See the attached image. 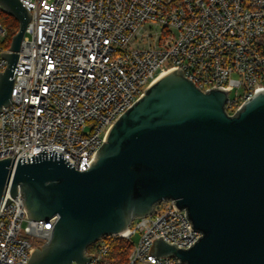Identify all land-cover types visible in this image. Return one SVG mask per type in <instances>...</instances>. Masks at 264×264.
<instances>
[{"label": "built area", "instance_id": "2783aa9c", "mask_svg": "<svg viewBox=\"0 0 264 264\" xmlns=\"http://www.w3.org/2000/svg\"><path fill=\"white\" fill-rule=\"evenodd\" d=\"M19 1L31 21L0 113V159L46 148L88 170L115 121L178 69L204 92H228L230 115L264 91V0ZM7 52L0 45V73ZM56 221L29 219L19 191L0 210V264H27ZM190 224L186 211L164 200L124 233L96 242L86 264H109V242L118 238L133 246L124 264H182L155 256L154 245L163 239L189 248L202 235Z\"/></svg>", "mask_w": 264, "mask_h": 264}, {"label": "water", "instance_id": "95a60500", "mask_svg": "<svg viewBox=\"0 0 264 264\" xmlns=\"http://www.w3.org/2000/svg\"><path fill=\"white\" fill-rule=\"evenodd\" d=\"M0 10L19 22L3 55L1 113L11 101L31 15L19 0H0ZM227 102L228 92H204L178 69L115 121L88 170L46 148L0 159L1 209L20 191L29 219L57 218L27 264L89 263L90 246L124 233L164 200L186 211L191 230L202 235L186 249L158 239L155 256L182 264H264V91L234 115Z\"/></svg>", "mask_w": 264, "mask_h": 264}, {"label": "trees", "instance_id": "16d2710c", "mask_svg": "<svg viewBox=\"0 0 264 264\" xmlns=\"http://www.w3.org/2000/svg\"><path fill=\"white\" fill-rule=\"evenodd\" d=\"M0 23L6 30L5 46L8 50L11 46L13 37L19 31V22L12 16L0 10ZM110 252L107 256L109 264H124L127 262L128 256L132 251V243L125 239H112L109 242ZM94 245L88 248V252H92Z\"/></svg>", "mask_w": 264, "mask_h": 264}, {"label": "rangeland", "instance_id": "374dc122", "mask_svg": "<svg viewBox=\"0 0 264 264\" xmlns=\"http://www.w3.org/2000/svg\"><path fill=\"white\" fill-rule=\"evenodd\" d=\"M0 45H2L4 47L5 46V40H3V42L0 41ZM141 47H147V45L142 43ZM138 240H139V234H137L136 236L133 237V241L137 242Z\"/></svg>", "mask_w": 264, "mask_h": 264}]
</instances>
